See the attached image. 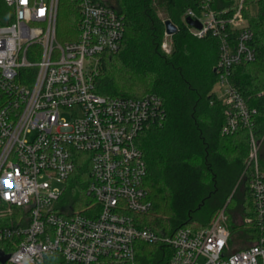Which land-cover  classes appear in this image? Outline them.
I'll list each match as a JSON object with an SVG mask.
<instances>
[{
    "label": "built area",
    "instance_id": "built-area-1",
    "mask_svg": "<svg viewBox=\"0 0 264 264\" xmlns=\"http://www.w3.org/2000/svg\"><path fill=\"white\" fill-rule=\"evenodd\" d=\"M61 0H0V264H135L138 242L169 245L167 264H264V171L251 132L250 193L259 236L230 250L225 209L205 227H184L160 237L135 216L150 212L147 165L139 134L162 126L161 98L98 94L96 81L107 54L125 36L124 17L110 0H75L77 39H58ZM199 0L184 23L197 38L219 40L216 98L226 106L224 134L250 127L252 112L231 83L235 66L255 60L244 0L233 14ZM198 21L201 29L188 25ZM165 32L162 50L172 51ZM217 86V89L215 88ZM89 162L91 203L84 212L59 204L78 156ZM57 184V185H56ZM59 184H65L63 188Z\"/></svg>",
    "mask_w": 264,
    "mask_h": 264
},
{
    "label": "trees",
    "instance_id": "trees-1",
    "mask_svg": "<svg viewBox=\"0 0 264 264\" xmlns=\"http://www.w3.org/2000/svg\"><path fill=\"white\" fill-rule=\"evenodd\" d=\"M238 0H215L213 8L233 14ZM199 0H113L109 5L124 17L125 36L117 53L107 54L96 81L98 94L140 98L154 94L166 111L162 126L142 131L136 145L147 165L145 186L152 202L150 212L135 216L139 225L160 237H172L184 227H205L225 208L227 225L240 245L248 248L259 233L250 193L249 155L252 132L264 143V0H244V15L253 33L250 46L255 60L235 66L231 83L252 112L251 126L224 134L226 106L213 92L220 60L217 38L195 37L184 23L189 8ZM256 6V12L251 7ZM161 13L169 15L161 17ZM178 32L172 36V51L162 50L165 22ZM79 10L75 0H61L58 39L78 37ZM262 171L264 166L259 159ZM89 162L78 156L75 172L62 196L63 210L84 212L91 203ZM234 210V216L227 214ZM136 264H167L172 248L162 242L136 244ZM57 264H65L56 260Z\"/></svg>",
    "mask_w": 264,
    "mask_h": 264
},
{
    "label": "rangeland",
    "instance_id": "rangeland-1",
    "mask_svg": "<svg viewBox=\"0 0 264 264\" xmlns=\"http://www.w3.org/2000/svg\"><path fill=\"white\" fill-rule=\"evenodd\" d=\"M110 2L113 3V0H110ZM256 10H257L256 6H252V7H251V11H252V12H256ZM161 17H163V18H167V17H169V15H165L164 13H161ZM215 88L217 89V86H216ZM258 154H259V150H258ZM259 159H260L261 164L264 166V143H263L262 146H261ZM56 185H57V184H56ZM59 185H60L61 187H63V188L66 186L65 184H59ZM61 201H62V198H61V200H60V202H59V204L62 206L63 204L61 203ZM224 209H225V208H224ZM68 210H69V208H68ZM228 213H230L231 215L234 216V210H233L232 208L229 209V211L227 212V214H228ZM232 241H233V242L230 243V250H231V252L234 251V249L236 248V245H240V244H241L240 241H239V239H237V235H234V236L232 237ZM135 264H136V262H135Z\"/></svg>",
    "mask_w": 264,
    "mask_h": 264
},
{
    "label": "water",
    "instance_id": "water-1",
    "mask_svg": "<svg viewBox=\"0 0 264 264\" xmlns=\"http://www.w3.org/2000/svg\"><path fill=\"white\" fill-rule=\"evenodd\" d=\"M187 23H188V25H190L192 27L201 29V24L198 21L192 20L191 18H187ZM165 32L167 35L172 37L178 32V27L171 20H167L165 22ZM7 259H8V256L3 255L0 252V260L2 262H5Z\"/></svg>",
    "mask_w": 264,
    "mask_h": 264
}]
</instances>
